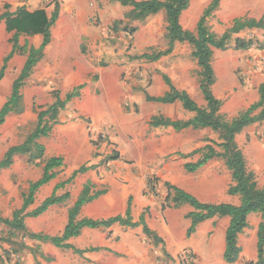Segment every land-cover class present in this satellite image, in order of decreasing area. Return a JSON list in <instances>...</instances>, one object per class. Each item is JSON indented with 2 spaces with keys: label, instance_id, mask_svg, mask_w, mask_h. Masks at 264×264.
I'll use <instances>...</instances> for the list:
<instances>
[{
  "label": "rangeland",
  "instance_id": "obj_1",
  "mask_svg": "<svg viewBox=\"0 0 264 264\" xmlns=\"http://www.w3.org/2000/svg\"><path fill=\"white\" fill-rule=\"evenodd\" d=\"M31 1L33 7L36 3L48 13L54 5H58L60 15L52 28L50 45L44 50L42 60L21 90L22 113L9 114L0 126V159L9 147L24 141L36 124L39 109H44L53 102L54 92H58L59 97L63 98L67 92L82 86L80 96L59 112L57 123L52 126L48 137L39 140L45 149V159L58 156L63 159L64 165L58 170L56 178L37 192L35 207L52 192L56 184L68 179L74 169L82 165H93L92 159H96L94 165L98 170L88 176L96 191L105 190V195L120 197L124 203L131 197L132 204L135 201L134 206L137 203L141 207L143 203L149 204L146 212H152V227L158 229L160 224L169 227L171 223L178 225L180 233L178 231L175 239L179 241L180 237L186 242L188 220L185 215L191 208L182 206L176 210L161 209L166 189L163 186L164 180L156 175L158 169L167 165L169 158L179 160V156L173 154L159 161L152 155L153 144L171 139L182 141L186 140V136L168 131L157 132L149 128V119L162 115L166 106L146 102L144 97L146 94L156 97L162 93L164 84L161 76L165 75L176 89L184 88L199 107H205L198 88V67L190 56L191 48L186 43L175 44L170 55L161 57L156 62H148L140 56L164 51L167 47L165 20L161 13L140 23L129 20L127 15L130 8L110 0H88L86 8L91 14L85 15H80L77 10L65 9L61 0ZM209 1L190 0L188 8L179 19L182 28L193 32ZM4 5L5 2H0V13ZM230 22V19L225 20L214 13L207 25L220 36ZM235 37L249 39L253 46L248 50H236ZM10 39L11 34L6 33L3 23H0V66L3 58L10 52ZM25 42L34 46L39 44L35 37H19L20 45ZM259 55L264 56V30L261 29L233 35L227 50L217 51L212 59L211 66L216 78L212 93L222 102L220 112L226 119L233 118L256 102L258 85L264 82V69L256 71L253 66ZM24 60V56L13 55L7 62L0 81V107L7 100L11 84L17 78ZM168 110L175 117L179 113L175 107H169ZM203 136L212 138L213 134L209 131ZM236 144L244 156L247 169L254 173L258 186L264 187V122L246 128L236 137ZM114 154L118 155L116 160L105 162ZM41 168L42 166L28 165L25 156H17L9 168L0 172L2 217L9 218L11 212L20 207L22 193L26 192L30 182L40 177ZM170 178V184L190 193L200 202L238 204L237 197L226 194L231 181L220 160H212L192 174L185 173L180 165ZM86 179H74L56 194L60 195L66 189L75 192ZM147 179L152 180L150 186L146 185ZM152 186L154 188L151 190ZM70 206V203L56 205L46 215L35 219V232L57 234L60 224L49 228L48 218L52 216L58 220L65 217ZM81 215L89 218L102 216L96 219H106L104 213H98L92 206H87ZM258 220V215L250 216L243 236L245 239L251 238ZM210 223L207 225L213 229L215 225H223L225 220ZM124 230V233H130L141 244L150 245L141 235L140 228L129 232ZM212 233L207 232L202 241L195 239V246L198 247L195 250L184 249L173 256L163 254L153 264H181V261L183 264H225L215 256L206 257L200 248L209 246ZM115 234H122L120 228L100 230L98 237L107 240ZM6 237L7 229L0 226V238ZM21 243L26 248L17 255L13 254ZM99 248L105 250L95 254L99 258L92 261L70 250L38 245L17 234L11 242L0 241V256L5 264H128L130 261L127 256L117 254L110 248ZM255 254V250L252 254L243 253L235 264L255 262Z\"/></svg>",
  "mask_w": 264,
  "mask_h": 264
},
{
  "label": "trees",
  "instance_id": "obj_2",
  "mask_svg": "<svg viewBox=\"0 0 264 264\" xmlns=\"http://www.w3.org/2000/svg\"><path fill=\"white\" fill-rule=\"evenodd\" d=\"M110 1L122 7L130 8L127 15L130 21L143 23L159 12H163L166 49L157 53L143 54L140 58L148 62H156L161 57L170 55L175 44L186 43L191 48L190 56L198 67V88L205 102V107H199L185 91L177 90L170 79L162 75L161 79L167 87V91L162 96L156 97L146 94L144 100L156 104L179 102L182 109L192 113L193 116L188 120L177 121H172L162 115L152 116L149 119L148 127L151 129L169 128L175 132L188 128L210 130L214 135V139H204L206 143L204 147L188 155H179L182 159L195 154L200 155L195 162L184 163L182 168L185 173L192 174L203 168L208 162L220 160L228 171L231 181L226 194L238 199L237 205L203 203L190 193L169 182H164L166 197L161 209H178L182 206L191 208V211L185 215V218L189 221V226L185 231L186 238L195 233L196 228L205 221L213 218H227L228 224L224 234V251L222 255V260L225 264L237 263L241 256L237 238L248 228V217L253 214L258 215L259 223L255 233L256 261L248 264H264V187L258 186L254 173L247 169L244 156L235 142V137L241 134L245 128L264 122V82L258 85L256 102L238 112L233 118L226 119L220 112L222 102L216 99L212 93L216 78L211 66L213 50H227L232 36L243 30H264V17L259 20L251 18L235 19L232 21L231 26L218 36L210 30L207 21L212 17L221 0H210L202 11L193 32L182 28L179 22L180 16L188 8L190 0ZM3 10L0 14V23H3L5 32L11 34V49L2 60L0 81L3 79L6 64L13 55L24 56L25 60L17 78L11 84L7 100L0 107V126L4 124L9 114L22 113L21 90L36 65L42 60L44 50L51 42V30L59 16L58 5H54L50 13H47L44 9L30 12L24 7H19L14 12H9V5H4ZM131 31H134V29ZM21 36H39L41 40L37 47L28 45L27 42L20 45L19 37ZM251 46H253V42L249 39H234V48L236 50H248ZM81 88L82 86H78L72 89L63 98L59 97L58 92H54L53 102L44 109H39L36 114V124L24 141L9 147L2 155L0 172L9 168L17 156H25L28 165L33 167L42 166V168L40 177L30 182L26 192L22 193L20 207L14 209L9 218H4L0 215V226L7 229V237L4 239L0 238V241L11 242L12 238L19 234L22 239L27 238L31 241L49 244L56 249L70 250L74 254L82 256L86 252H94L98 249L78 250L69 243V240L79 237L83 229H109L117 225L122 229L140 227L141 232L154 245L163 244V241L147 227L144 218L146 210L139 216L138 221H133L131 216V197L126 201L123 215L111 216L106 219L80 217V211L85 205L106 193L105 190H93L94 187L89 182L82 186L76 201L67 210L66 223L60 233L48 235L27 232L24 223L26 218H37L50 207L65 202L69 198V194L66 192L62 195H56V191L70 184L77 175L84 174L95 168L93 165H82L73 170L68 179L57 184L48 197L43 199L33 210L28 211V208L34 203L37 191L55 179L58 170L64 165L63 159L58 156L45 159V149L39 143V140L48 137L52 126L57 123L59 112L63 111L69 102L80 96L79 90ZM117 158L118 155L114 154L108 157L105 162L116 160ZM151 181V179H147L146 185L150 186ZM153 188L154 186L150 189L152 190ZM24 248H26V245L21 243L19 249L14 250L13 254H19ZM164 254L166 255V253ZM0 263L5 264V260L1 256ZM181 264H183L182 261Z\"/></svg>",
  "mask_w": 264,
  "mask_h": 264
},
{
  "label": "crops",
  "instance_id": "obj_3",
  "mask_svg": "<svg viewBox=\"0 0 264 264\" xmlns=\"http://www.w3.org/2000/svg\"><path fill=\"white\" fill-rule=\"evenodd\" d=\"M61 1L64 3L63 7L65 9L68 8V10H70V11L71 10H77L80 15L91 14V11H89L86 8L87 7L86 3L88 0H61ZM0 2H5L6 5H9V12H14L19 7H24L27 11H30V12L40 10V9H44V8H39L36 5V3H35V7H33L34 5H32L31 0H0ZM44 10L47 12L46 9H44ZM3 11L4 10H2V12ZM159 13H161L162 16L164 17L163 12H159ZM214 13H216L217 16L219 14V16L225 20L226 19L231 20L230 24H228V27H227V29H228L231 26L232 21L235 19L251 18L254 20H259L261 17H264V0H221L218 8L216 9V11ZM214 13H213V15H214ZM255 17H257V18H255ZM252 30H260V29H252ZM243 31H249V30L246 29ZM243 31H241V32H243ZM35 38L40 43V40H41L40 37L35 36ZM51 38H52V30H51ZM235 38H238V37H235ZM37 46H35V47H37ZM48 46L46 48H48ZM217 51L224 52V51H220V50H213L212 59L214 58ZM262 77L264 78V75ZM166 91H167V87L164 85V87H162V93L159 94L158 96H162ZM181 91H185L190 96V93L187 90H185L184 88H181ZM163 105L166 106V110L162 115L166 118H169L172 121L188 120L193 116L192 113L184 111L179 102H174L172 104H163ZM169 107H175V109L177 111H179V113H177L176 117L173 115L172 112H170V110H168ZM154 130H156L157 132L168 131V132H171L173 134L182 133V134H185V136H186V140H182V141H177L175 139H171V140H167V141H165V140L160 141L159 144H155V145L153 144L152 155L159 161L162 158L171 156L173 154H177L178 156L179 155H188V154L192 153L193 151L204 147L206 145V143L204 142V139H207V138H205L203 135L205 134V132L210 131L208 129L194 130V129H190V128L184 129L180 132H175L169 128L168 129L157 128ZM193 136H195L194 140L192 139ZM236 137H238V135ZM236 137H235V142H236ZM208 139H214V135L212 138L208 137ZM199 157H200L199 154H195V155H192V156L184 158V159L180 158V156H179V160L169 158V160L166 163L167 165L162 167L161 169H158L156 171V175H157V177L162 178L164 180V182H169V181H171L170 177H173L175 172H177L178 166L181 165V167H182L183 164L187 163V162L193 163ZM191 158H194V159L192 161H190L189 159H191ZM92 162H93V166H95V168L93 170H89L86 173L79 174L75 177V179H77V180L79 178H82V177L87 178L86 180H84L81 183L79 189L75 192H70L69 189H66V191L62 193V194H64L67 192L69 194V198L65 202H63L62 204L70 203L72 206L73 203L76 201V199H77V197H78V195L82 189V186L87 182H89V183L92 182V179H89L88 176H91L94 173V171L98 170L96 168V165H94L97 162L96 159H92ZM90 166H92V165H90ZM182 170H183V168H182ZM52 181H50L48 184L42 186L41 188L47 187ZM65 186H67V185H65ZM93 187H94V185H93ZM41 188L38 191H40ZM63 188H61V189H63ZM58 190H60V189H58ZM93 190H95V187L93 188ZM62 194H60V195H62ZM105 194L103 196H100L99 198H97L93 202L85 205L80 211V217H83L81 215L82 211L87 206H92L93 208H96V211L100 214L104 213L106 215L105 216L106 218H107V216L111 217V216H116V215H123L124 211H125V207H126V202L125 203L122 202L123 199L120 197H118V198L112 197L111 198L110 196H107L108 194L107 195H105ZM134 202L135 201L133 200V204H132V198H131V216H132L133 221L136 222V221H138L139 216L142 214V212L144 210L148 209L149 204L147 205V204L143 203V206L141 207L138 205V203H137V206H134L135 205ZM59 205H61V204H59ZM52 207H54V206H52ZM52 207H50L44 214H42L41 216H39L37 218H26L24 220V223H25V227H26L27 232L36 233L35 232V219H38V218L46 215ZM34 208H35V199H34L33 205H31L28 208V211H31ZM135 209H137V210L135 211ZM67 210L65 213V217L59 218L58 220H56L55 217H52V216L49 217L48 218V227L50 228L51 226L60 224V230L58 232V233H60L62 231L65 223H66ZM174 210H176V209H174ZM149 213L148 212L145 213V216H144L145 223H146L147 227L163 241V244L154 245L152 243V241L141 232V228L137 227V228H140L141 235L145 239H147L148 242L150 243V245L141 244L138 239L133 237L130 233H124L125 230L124 229L122 230L121 227H119L117 225H114L113 227H111L109 229L112 230V228H115V227L120 228V230L122 231V234H119V235L115 234V235L109 237L107 240H101L100 237H98V235H99L100 230H109V229H83L81 231V234L79 235V237L69 240V243L74 248H76L78 250H87V249H91V248H97L98 249L97 251L86 252L82 255L83 257H85L89 260H92V261L99 258L95 254H97L98 252L102 253V250H105V249L99 248V247H102V248H110L114 252H116L117 254L127 256L130 260L128 264H153L154 261L156 260V258L162 257L164 253H166L167 256H173V255H177L179 252L183 251L184 249L195 250L196 248H198L197 246H195L196 245L195 239H200V241H202V239L206 237L207 232H213L211 235V240H210L209 246H205V247L202 246L200 248H202L201 250L203 251V253L205 254L206 257L215 256L217 258H220V260H222V255H223V251H224V234H225V230H226V227L228 224L227 218H222L225 220V223L223 225H219V226L215 225V227L213 229H210L209 225H207L208 222H211L210 224H215L216 220H221V219L213 218L211 220L203 222L202 224H200L196 228L195 233H193L190 238H186V242H185L180 237H179V241H177L175 239L177 237V235H178L177 233L179 231L178 225H173V223H171L169 225V227H166V225L162 226L161 224L159 225L158 229L155 227H152L151 221H150V216H151L152 212L150 214ZM250 216H257V215L253 214ZM250 216L248 217V219L250 218ZM97 217H102V216H97ZM97 217H94L92 219H96ZM87 218H89V217H87ZM258 223H259V220H258ZM258 223H257V225H258ZM257 225L255 227V230H254L251 238L245 239L243 237L245 235L247 228L243 231V233H241L238 236L237 245L241 249V254L247 253V252H249V254H252V252L255 250V243H256L255 233H256ZM188 226H189V221L186 223V229L188 228ZM203 226H205V227H203ZM186 229H185V231H186ZM126 230H128V232H129V230H131V229H126ZM179 233H180V231H179ZM48 235H50V234H48ZM54 235H56V234H54ZM85 238H86V240L84 241ZM115 240H117V241L114 242ZM32 242L35 243L36 241H32ZM80 243H81V245H80ZM204 243H205V240H204ZM36 244H38V245L43 244V245L49 246L50 248L56 249L49 244H44V243H39V242H36ZM57 250H60V249H57ZM24 257H25V255H24ZM96 261H98V260H96ZM222 262H223V260H222Z\"/></svg>",
  "mask_w": 264,
  "mask_h": 264
},
{
  "label": "built area",
  "instance_id": "obj_4",
  "mask_svg": "<svg viewBox=\"0 0 264 264\" xmlns=\"http://www.w3.org/2000/svg\"><path fill=\"white\" fill-rule=\"evenodd\" d=\"M253 66H254V70L256 71L264 69V56L259 55L258 57H256V60Z\"/></svg>",
  "mask_w": 264,
  "mask_h": 264
}]
</instances>
